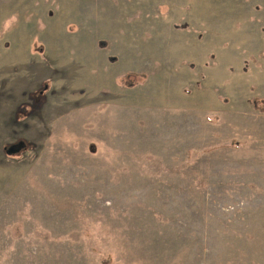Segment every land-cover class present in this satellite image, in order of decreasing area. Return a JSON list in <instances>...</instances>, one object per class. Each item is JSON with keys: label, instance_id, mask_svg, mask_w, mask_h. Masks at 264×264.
Here are the masks:
<instances>
[{"label": "rangeland", "instance_id": "obj_1", "mask_svg": "<svg viewBox=\"0 0 264 264\" xmlns=\"http://www.w3.org/2000/svg\"><path fill=\"white\" fill-rule=\"evenodd\" d=\"M106 258L264 264V0H0V264Z\"/></svg>", "mask_w": 264, "mask_h": 264}, {"label": "trees", "instance_id": "obj_2", "mask_svg": "<svg viewBox=\"0 0 264 264\" xmlns=\"http://www.w3.org/2000/svg\"><path fill=\"white\" fill-rule=\"evenodd\" d=\"M259 103H260V101L259 100H257V99H252L251 100V104H252V108L254 109V110H258V111H260V112H262L261 111V108L259 107ZM102 262V264H111V262H110V259L109 258H106V261H101Z\"/></svg>", "mask_w": 264, "mask_h": 264}]
</instances>
